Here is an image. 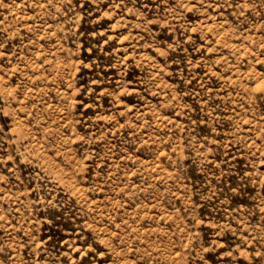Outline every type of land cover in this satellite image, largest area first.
Masks as SVG:
<instances>
[{
    "label": "rangeland",
    "instance_id": "1",
    "mask_svg": "<svg viewBox=\"0 0 264 264\" xmlns=\"http://www.w3.org/2000/svg\"><path fill=\"white\" fill-rule=\"evenodd\" d=\"M0 264H264V0H0Z\"/></svg>",
    "mask_w": 264,
    "mask_h": 264
}]
</instances>
